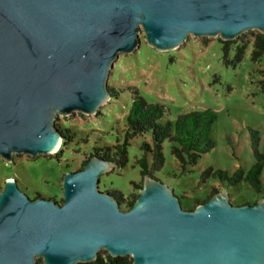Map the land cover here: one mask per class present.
I'll return each mask as SVG.
<instances>
[{"label": "water", "instance_id": "95a60500", "mask_svg": "<svg viewBox=\"0 0 264 264\" xmlns=\"http://www.w3.org/2000/svg\"><path fill=\"white\" fill-rule=\"evenodd\" d=\"M264 37V0H0V159L50 155L57 115L94 114L110 99L119 54L157 51L189 35ZM114 164L92 155L63 174L62 203L29 198L14 178L0 190V264H76L100 250L132 264H264V197L232 205L225 188L193 209L144 175L127 210L98 188Z\"/></svg>", "mask_w": 264, "mask_h": 264}, {"label": "rangeland", "instance_id": "374dc122", "mask_svg": "<svg viewBox=\"0 0 264 264\" xmlns=\"http://www.w3.org/2000/svg\"><path fill=\"white\" fill-rule=\"evenodd\" d=\"M256 32L247 31L229 40L228 60H232L236 47L245 46L234 66L224 62L219 37L189 35L178 47L157 51L146 43L142 33L139 46L132 53L119 54L113 62L107 85L132 86L147 102H162L166 107L163 119L173 120L179 112L203 108L215 113L210 130L213 147L186 170L180 169L178 160L171 154L170 143L163 142V166L154 177L171 187L185 206L194 198L204 199L211 188L217 191L225 188L229 202L234 205L264 197V166L260 193L243 181L235 186H225L211 177L200 181V173L207 167L231 174L239 166L247 170L253 164L249 129L257 131L259 151L264 154V91L260 85L264 54L258 62L250 58L251 41ZM130 101V93L125 90L117 98H110L94 114L57 115L55 124L68 127L74 133L72 141L61 143L50 155L14 154L11 162L0 159V190L6 178H14L29 198L62 200L63 174L78 170L96 148L115 142L116 136L122 133ZM144 140L150 141V135L130 140L127 160L123 166H114L99 177L100 190H116L123 197L138 194L142 180L135 160L140 157L139 146ZM36 263L43 264L40 258Z\"/></svg>", "mask_w": 264, "mask_h": 264}, {"label": "trees", "instance_id": "16d2710c", "mask_svg": "<svg viewBox=\"0 0 264 264\" xmlns=\"http://www.w3.org/2000/svg\"><path fill=\"white\" fill-rule=\"evenodd\" d=\"M230 41H222L221 49L223 59L227 64L235 65L241 59L244 44L235 48L232 60H228ZM264 54V37L256 32L251 41L250 58L253 62H258ZM261 90L264 91V69L260 70ZM110 98H117L122 91L127 90L130 93V104L124 116V127L122 133L115 138L113 144H107L96 148L93 155H98L110 160L115 167H121L127 160V147L131 139L137 136L150 135V141L144 140L140 146V157L136 158L135 163L140 168L141 180L144 175L154 177L155 172L163 166V142L167 140L170 143V152L178 160L180 169L186 170L187 166L196 163L199 157L213 147V140L210 136V130L215 121V113L209 108L199 110L183 111L176 114L173 120L163 119L166 107L162 102H147L135 89V87H113L108 86ZM56 125V124H55ZM57 128L62 133V144H67L74 138V133L70 132L68 127ZM250 145L254 156L253 164L243 170L241 166L237 167L231 174L226 170L205 168L200 173V181L211 177L219 180L225 186H235L240 181L246 182L255 192L260 193L261 180L260 174L264 166V154L259 151V136L256 130L249 129ZM85 159L84 163L91 157ZM79 168V169H80ZM156 178V177H154ZM157 179V178H156ZM135 185L134 182L131 183ZM141 187V185H140ZM100 190V189H99ZM111 194L118 202L120 209L127 210L137 197V193H130L123 197L116 190H100ZM217 192L216 188H211L204 199H192L183 205L181 197L178 196L181 207L191 210L196 205L207 201L212 194ZM257 200L247 201L241 204H254ZM232 204V202H231ZM234 205V204H232ZM76 264H132L128 256H110L106 251L97 254L96 258L90 262Z\"/></svg>", "mask_w": 264, "mask_h": 264}, {"label": "flooded vegetation", "instance_id": "af4514ba", "mask_svg": "<svg viewBox=\"0 0 264 264\" xmlns=\"http://www.w3.org/2000/svg\"><path fill=\"white\" fill-rule=\"evenodd\" d=\"M55 202H57L58 204H61V203H62V200H60V201H55Z\"/></svg>", "mask_w": 264, "mask_h": 264}]
</instances>
